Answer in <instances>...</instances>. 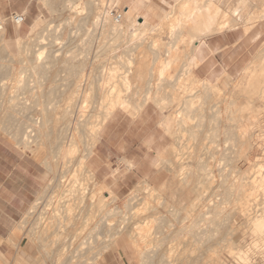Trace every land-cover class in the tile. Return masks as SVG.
I'll list each match as a JSON object with an SVG mask.
<instances>
[{"label": "rangeland", "instance_id": "1", "mask_svg": "<svg viewBox=\"0 0 264 264\" xmlns=\"http://www.w3.org/2000/svg\"><path fill=\"white\" fill-rule=\"evenodd\" d=\"M136 1L137 0H119V2L116 5V1L104 0L103 3H105V6L102 7L101 2H99V0H35L32 8H31V11H29V13L25 14V21L21 26H19V28H16V26H14L10 23L6 24V26H8L7 28H9V29L6 30L5 42H7L9 50L4 51L2 49L3 42L0 41V77H1L0 78V119L3 121L5 119H12L13 121L15 120L14 121L15 124L11 120V122L15 125V126H12V124H11V126L16 127L18 131L16 130L17 133L14 132L16 136L15 135L12 136L13 134L8 135L5 132L0 130V136L2 138H4L5 140H7L9 143H11L13 146H15L19 151H21L22 153L27 154L31 158H33L41 166V174H42L41 189H40L35 201L32 203V205L29 207V209L26 211V213L19 220V222L17 224V228L13 232V235H15V237H16V239H14L12 241H13V244L15 245V247L17 248V256H16L17 264H25V262L19 256V255H23L24 253H26L27 258L30 256L29 260L31 262L29 263V261H28V264H81L82 262L84 263V260L86 262L89 258H91V255L93 257V255L96 254L100 250L102 252V256H105L106 254H109V253L115 255L117 257V261H119L120 264L121 263L122 264L123 263H125V264H139L140 262L138 260V256H139L138 252H140V251L145 252L141 255V256H143L145 254L143 256L144 260L146 261V262H144V264L145 263L146 264H158L157 259H151L152 254L154 256V253H152L151 250L146 251L148 249V247H149V249H151L150 245H153L154 246L153 249H155V247L157 246V237L159 239H161V238L164 239V241L161 242L163 244L164 248H167V249L173 248L172 252H174V253H173L172 258H173L174 263H172V264H181V263L182 264H189L191 262L196 263V262H199V261H195V260H197L198 257L200 258V259L198 258V260H200V262L198 264H204V263L205 264H212L214 262L210 263L211 261H208V260L210 259V257L213 254H214L213 255V258H214V256L216 255V252H217L218 258H214V259H217V260L219 259L218 262L219 261L221 262V263L219 262V264H242L238 260V258L235 257L236 255L234 256V255L229 253L230 250H232V249L234 250L235 248L236 249L242 248L240 250H244L246 252V255L248 256L247 259L248 260L250 259L249 261H251V263L263 264V257H262L261 253L263 252L264 246L261 247L262 249H260V250H262V252L260 250H256L253 247V244H252L253 238H252L251 230H249L248 223H246V221H245V219H246L245 214H243V212L241 211L242 209L240 208V206H238L240 200H243V198L245 199L248 197H245L246 193L242 194V193H244V191H241V193H240V192H237V190H236L235 193H230L229 192V185L231 184V182L233 180H234L233 181L234 183H237L235 185H239L240 182H242L241 181L243 178L242 175H244V174H245V176H244L245 179L243 178L244 182H242V185L248 179L249 175L251 176L252 173L254 175L258 174L256 171H259L258 170L259 167H254V165L259 164L258 166H262V167L264 165V152H263L264 151V149H263L264 148V139L261 141V145L259 147H258V145L253 146V148L249 146L250 147L249 150L247 148L248 145L246 143H244L246 146L244 144H243L244 147H243V145L241 146V148H243V149L240 148L241 144H238L237 145V151L238 152L233 147L230 149L232 142L228 141V143H230L229 145L227 143H226V145L219 143L220 146H223V148H226V147H224V145L225 146L228 145L227 148L230 151L228 150L227 152L226 151L225 152L229 156L232 155V153H233L234 156H237V158L234 156L233 157L230 156L232 161L228 162L229 164L224 160L226 162V164H228L227 166H226L225 162H224V164H221L222 161L221 162L220 161L215 162L214 163L215 168L212 166L214 168V171L216 168H218L217 170H223V171H217L216 170L214 172V174H215V175L213 174L214 179L210 185H208L206 180L203 177H201L202 168H203L202 164H200L196 168L195 162L193 160H191V162L193 161L192 162L193 164L189 163L191 167L188 166L187 164H186L187 166L185 165L186 162L190 161L189 159L187 160V157L185 156L190 151L188 152L189 149L185 148L187 150H185V149L184 150L187 151L188 153L185 152L183 150V148L185 147V144L183 143L184 146L183 145L181 146L180 145L181 142L179 141L178 142L179 146L181 148L183 147L182 149L180 147L179 148L187 154L184 153L185 155L183 157H186V159H184V161L180 160L181 161V165H180L181 167L178 166V168L175 169L173 172V171L169 170V168L171 169L170 165H173V163L171 164V162H174V161L177 162L176 161L177 157L175 159V156H173L174 154H172L170 148L174 146L175 141H177V140L174 141V138H172L171 135H169L165 130H163L164 128L159 123L161 122V120L165 116L171 115L176 110L175 104H172V106H169V107L167 106L166 109H163V110L157 108L158 106H156V104H154L153 102H149L145 105V106H150V107L154 108L155 110H157V118L159 121L158 122V128H159L158 135H160V137H162L161 138L162 140H161V142L158 146V149H157V153L155 154V159L153 161L154 162L153 173L151 175L134 176V175L130 174L129 172L132 171L133 167L131 168L128 163L127 164L125 163L126 167H122V168H119L118 166L112 167L111 165H109L103 170L104 174H107V176H108V181L99 182L95 178V174L93 173V171L91 170V168L88 165L89 158H88V160L85 161L86 162L85 166L87 165L90 172L88 174H82V179L86 180L87 183L86 182H83V183L87 184L88 190L89 189L91 190L93 187L94 188L100 187L101 183L102 184L104 183L110 189V191L112 192V195H113V197H112L113 201L111 202L112 205L110 204V210L113 213L114 212L115 213L113 214L111 212L112 213L111 217L108 219L109 225H107V227L105 226L107 229L105 228L102 230V227L100 228L102 230L101 232H102L103 236L99 231L100 229H98L99 226L97 227L96 225L94 226L93 224H90V226L92 227L91 228L89 225L87 226L85 224H81L82 220H81L80 215H79L80 207H78V206L75 207V205L73 207H71V211L69 210V212H68V214H70L69 217H71V223L72 224L69 223L70 220H68L69 221L68 224H65V222H67V221H65V222L62 221V226H61V228L59 227V230H60L59 232H57V230H55V229H58V226L53 227L54 234L56 232L59 233V235H60L59 238H57L59 236L57 233H56L57 235L56 234L53 235V236H57V237H53L51 235L52 237L50 236V238H46L44 240L43 239L37 240L38 238L36 239V238H33V236H32L33 235L32 234L33 229H35L33 233L37 237L38 236L37 232L49 225V221H51V220L48 221L47 217L54 214V213H52L53 212L52 209H56V208L58 209L59 208V207H57V204H56L57 196H58L57 193L61 194V192H63L62 190L65 189L64 185L65 186L69 185L68 184L69 179H71L72 174L71 175L69 174L68 176L66 174L65 175L66 177L64 179L60 178L62 176V173H60V172H63L62 170L65 169V167H61V163L59 162L60 160H57L58 162H56V163L54 162L55 165L53 167H56V168H53V169H51L47 164V163H49V161H51L50 160L51 159L50 154H52V152H54L53 151L54 149L56 150V148L58 146H60V143L63 139V133H64L65 126H67L69 124V120L72 119L71 116L73 115V117H74L75 116L74 114L76 113V111L78 112V108L82 105V101L84 100L83 98L85 96H87V97H85V99L87 100L86 102H88V103H86V107H87L88 111H87V113H84V115L90 116V114H91V116L89 117L90 118L89 121H92V122L96 121V119H99L98 117L101 114L102 108H101L100 103H99L100 105H98L97 101L94 102V99L96 100L99 98V95L96 96V93H99L102 88L100 89V87H98L96 85L98 83L99 84H101L102 82L104 83V79L107 78L106 77L107 74L111 72V69H113L115 72L114 73L115 79L113 78V80H111V81L115 80L114 82H116V83H115V85L113 83V85L116 88H118L119 82L121 81L120 77L122 75H123V77H124V75L126 76V74H128L131 71V69L128 68V66L126 65V62H124V61L126 60V58H133L137 52L136 50H134L132 48L131 45L128 44L129 38H127V36H125L124 38L123 37L121 38V36L117 37V38L112 37L111 39H114L112 41L110 39L111 36H109V37L104 36V35L99 36V32H100L99 29H97V28L95 29V27L92 24V18L93 17L91 15V13H92V9L94 7L93 4H97L96 6L99 9H102V8L106 9L108 12H110L111 17H114L116 14L122 15V13H123L122 11L126 7H129L130 4H132ZM175 1L176 0H147L146 2L148 4L146 2H144V3L141 2L140 6L136 10V12H137L138 16L145 17L147 19L148 24H150L151 26H156L160 22V20L158 18L160 15V12H159L160 8H167L168 5H173L175 3ZM211 1H215V0H211ZM218 1H219V3H218ZM137 2H140V0H138ZM215 2L218 6L220 5V8H222L223 11L228 12V14L230 16L233 9H235L238 0H216ZM215 2H213V3H215ZM251 2H252V5L247 6L246 9H244V11L239 13L238 20L233 18L235 20V25L233 27L227 29V30L240 29L244 32V28L253 22L252 18L261 9H263L264 0H251ZM71 5H73L72 8H70ZM257 10H259V11H257ZM0 17L3 20L5 18L2 16H0ZM249 17L251 18L250 24H249ZM37 18H43V20L45 22V24L43 25V27L41 29L43 32L41 34L37 35V37L35 36V37H31L28 39L26 36V33H27L30 25ZM245 21H247V22H245ZM165 22H167V21H165ZM6 26H5V28H6ZM162 27H161V29L159 28L153 33L154 38L151 37L149 35V33L148 34L144 33L145 34L144 35L145 36L144 42L146 43L144 48L148 51V53H149V51L153 52V54L151 52L148 54V57L150 59L149 64L146 66H143L141 69L142 78H143V81H145V82L150 79L149 74L153 72V80L152 79L151 80L156 83L154 78H155V75L157 72L156 67L159 66L158 65L159 63L157 64V62L161 61L162 59L164 60V58H166V57H164V52H166L167 49H171L170 48L171 43L172 42L175 43V41H176L175 36L172 38L173 40L170 39L171 37H169V34L167 33L168 32L167 27L166 26L164 27V25ZM251 29H254L252 35L255 36L256 34H259L260 38L258 39V41L254 45L253 49L251 50L252 52H251L250 58H249L248 62L245 64V67L250 64V62L256 57L259 50L262 48V44L264 43V21L256 22L255 25ZM93 31L96 33L95 35H93L94 34ZM7 32H8V35L10 32V37L7 36ZM16 36H20L22 38L24 37L23 38L24 40H22V44H20V46H17V44L15 43V37ZM51 36L53 38H51ZM102 37H105V38H102ZM42 39H43V41H42ZM51 39H54L55 41L53 40L54 41L53 42V41H51ZM82 39L83 40L87 39L88 42L84 40L83 44H82L81 43ZM108 39H110V40H108ZM151 39L156 40L157 43H155V44L156 45L158 44V46H162V44H163L162 48L161 47L156 48V46H155V48L157 50L155 48H153V49H155V51L157 53L154 50L152 51V49L148 46V43L153 41ZM117 40L120 41L121 43L118 42ZM99 41H101L103 43V45ZM109 42L110 43L114 42V44L110 47H107V46L104 47V44L109 43ZM84 43H86L87 45H85ZM50 44H52V45H50ZM176 44H174L175 47H176ZM124 45L126 47H124ZM164 45H165V47H164ZM178 46L180 47L181 45L177 44L176 49L179 48ZM3 48H4V46H3ZM104 48L106 49V52H104V50H105ZM141 48L139 47L138 50H141ZM185 48H186L185 49L186 52H189V48L188 47H185ZM84 49H86V50H84ZM115 50H118V51L116 52ZM20 51H22V52L20 53ZM36 51L37 52L39 51V53H41L42 59L44 58L43 59L44 62H41L40 63L41 65H39V67H38V70H37L38 75L33 74L31 72V69H30V66H31L30 62L32 61L33 58H35L34 56H35ZM85 51H87V53ZM89 51H90V53H89ZM107 51H111V52H107ZM170 51H172V49ZM81 52H82V54H81ZM86 54H88V55L86 56ZM97 54L99 57L97 56ZM75 55L76 56L82 55V56L81 57L78 56L79 58H77V57H75ZM111 55H113V56H111ZM109 56L115 57V59L113 58V60H112ZM72 57H74V59L76 58L75 61L73 60ZM107 57H109L110 60H107ZM121 57H124L125 60H123ZM84 58L87 59V61L84 62ZM120 58L122 61L119 60ZM154 58H156L158 61L156 60V62L155 61L151 62V59L155 60ZM77 59H79V60H77ZM81 59L83 60V64L85 63L84 66L82 67V68H84L83 73L85 74V77H87L88 74H90L91 77H89V80L86 78V80H84L82 82L80 89L78 88V90H77L76 86L73 84V78H72V76L69 75V72H70V69H72L71 66H73V65H75V67H76V69H75L76 72H78L77 69H79V71H80V68L78 66L82 65V64H79V63H82ZM117 60H119V61H117ZM68 61H70V63ZM90 61H91V63H90ZM102 61H103V63H102ZM40 66H42L44 68H42V67L40 68ZM177 69L179 70L178 72L176 71ZM174 70L177 72L176 74H174L175 73V72H173ZM183 71L188 73L185 70L183 63H180V65L175 66V69L171 70L170 72L168 71V74L164 75V79L163 78L162 79L169 82L168 79H170V81H171V77H173L172 82H176L175 80H177L178 82L180 81V83H181L182 81L186 82L187 79H190V81H191L192 80L191 78L195 77L194 74L192 73V70L190 71V74H187V75H190V77H188V78H187L186 73ZM8 72H9V74L7 75L6 73H8ZM154 72H155V74H154ZM169 74H171V75H169ZM173 74L175 75V77ZM241 74L242 73L237 75L235 78H229L227 76L222 77V78L218 79V83H216L217 80H215L214 82H211V81L210 82L212 84H214V83L217 84V86L221 88L222 83L224 81H228L231 83L237 82L240 79V77L242 76ZM184 75H186L185 76L186 81L184 79ZM165 76H167V77L165 78ZM169 76H170V78H168ZM178 77H179V79H177ZM100 78H101V80H100ZM102 79H103V81H102ZM116 80L118 81V85H117ZM108 81H109V79H108ZM152 81H151V83H152ZM35 82L38 84V86H35L36 90L33 91L34 86L32 87V85H37ZM84 82L86 84H84ZM96 82H98V83L96 84ZM154 82L152 84H154ZM93 84H96V85H93ZM71 86L72 87L74 86V88L77 90V92L74 88L72 89ZM83 86H85V87L83 88ZM87 86L88 87L90 86L91 88L90 87L88 88ZM93 88L99 89V90H97V92L95 93L96 90L94 91ZM70 89L72 91H70ZM35 91L37 94L34 93ZM74 91L76 92V94ZM230 91H232V89H230ZM70 92H72V94ZM73 92H74V94H73ZM81 93H84V94L81 95ZM33 94H35V95H33ZM90 95H93V96H90ZM81 96H82V99H80ZM89 97L90 98L92 97V98L90 99ZM237 98L238 99L241 98V99H239V100L236 99L237 100L236 103H238L239 105L244 103V100H243V99H245L244 95H240V97L238 96ZM212 99H216L215 96ZM90 100L91 101L93 100V103H91ZM256 103H258L256 105H262L261 102L260 103L256 102ZM69 105H71L72 107ZM93 105L97 106L98 108L95 107L97 109L93 110L92 109V108H94ZM88 108H90V109H88ZM31 109H32V111H31ZM131 110H133V109H131V108H129V109L127 108L125 110L124 109H116L115 112L118 111V112H122L126 115H129L130 117H136L138 115V113H136L133 110L135 112L133 114V111H131ZM66 111H67L68 115L70 113H72L69 115L70 117H68V115L66 116V114H67V113L65 114ZM115 112H113V113H115ZM183 112H185L184 114L187 113V115L189 117L193 111L192 112L183 111ZM195 113L198 115V113L194 111L193 112L194 115L192 114L193 115L192 117L194 119H191L192 117L190 116L191 118L189 119V122H187V124H184V125L186 126V125L192 124V125H190L191 127L195 126L194 129L196 130V133L200 132V134L199 133H197L198 135L196 134L198 136L199 140L198 141L197 140H195V141L190 140L186 143L185 140H183V139L187 138L188 134L186 135V133L184 132L185 134L183 135L184 137L182 136L183 137L182 142H185L187 146L191 144L190 146H188V147H190V149H192L191 146H194V148L197 146L196 148H198V150H199L198 154L200 155L201 158L204 159V157H206L205 154L207 152V149L209 147L214 148V146L218 142H223L222 140L224 137H223V135L220 136V138H219V136H218V138L214 136V133H215L214 128L215 127L213 128V126H214L213 123L216 125L218 123L217 120H213V123H211L210 121H212V120H210L209 118L203 117V119H201ZM64 114H65V116H64ZM263 115H264L263 112H261V114L257 117V119L260 118L258 122L260 123L259 125H262V127L261 126L255 127V128H252L250 130L251 135L253 133V136H252L253 138H251V141H253V142L256 140V138L254 136L257 134L256 129L264 131V118H262ZM173 116H174V118H176L175 117L176 114H174ZM76 117H75V119H76ZM200 117H201V115H200ZM26 118H27V120H24ZM35 119H37L38 121L40 120V122H41V119H42V121L45 120L46 125L44 126V131L40 135V137H39V135H34V139H35L34 141L35 142L31 141V143L27 144L26 146H23L24 143L22 144V142H24V141H22V136L24 137V135L22 132H23L24 128L26 127V125H28L29 122H31ZM6 121L7 120H5V122H4L5 125L7 124ZM261 121H263V122H261ZM180 124L181 125L175 123V125L173 126V130L175 132L178 131V130H176L177 126H181V127L183 126L182 123H180ZM211 124H212V126H211ZM2 126H4V125L2 124ZM186 127L184 129H183V127L182 128L179 127L180 129L178 128L181 135H182L181 131L183 132L185 129L187 130V128L188 129L191 128V127H187V128ZM253 129H255L256 131L254 130V132H253L252 131ZM6 131H8V130H6ZM260 138L262 139V137H260ZM30 140L31 139H29V141ZM214 141H216V143L214 146H212ZM256 147H257V149H256ZM37 148L42 150L41 154H39V155L35 151ZM232 149L235 150V152ZM49 152H50V154H49ZM223 152H224V150H223ZM228 152H230V154ZM46 153L49 154V157H48V154H46ZM73 154H74V157L72 156ZM170 154H172V155H170ZM207 154H208V152H207ZM75 155L77 157V153L75 154L72 152L70 154V157H72L70 160L73 161V158H76ZM168 155H170L169 156L170 158L169 159L167 158L168 160H166V156H168ZM229 156L226 158L230 159ZM159 158L165 159V160H160ZM173 158H174V160H173ZM170 159H171V162H170L169 167H168V163H166L165 161H170ZM238 159H239V161H238ZM162 162H164L165 164ZM159 163L160 164L162 163V165H163L161 168H160L161 165ZM230 163H231V166H230ZM174 164H176V163H174ZM220 164H221V166H220ZM234 164H235V166H234ZM71 165L72 164L67 163L66 166H70V168H71ZM156 165H160V166L157 167ZM164 165L167 167H164ZM252 165H253L254 169H252L253 168ZM182 166H183V168H182ZM47 167H48V169H47ZM73 167H74V170L77 169V165L73 166ZM184 167H186V168L184 169ZM220 167H221V169H220ZM172 168H173V166H172ZM187 168L189 170V173H190V171L191 172L193 171V172H195V174L194 175L186 174V176L188 175V177L183 176L182 174L185 175V173H187V171L184 172L185 170H187ZM232 168H234V169H232ZM177 170H179V171H177ZM232 170H234L235 172H233ZM181 171H183L184 173H182ZM124 172H126V176L124 177V179L122 181L119 180V182L116 181L117 179L120 178L119 176ZM193 172H192V174H193ZM220 172H222L221 175L222 176L224 175L223 176L224 178L222 176H219L220 174H218V173H220ZM231 172H233V173H231ZM174 174L175 175L179 174V176L177 177V175L175 176ZM233 174H234V176H233ZM246 174H248V175H246ZM83 175H85V176L83 177ZM235 175L238 177H236ZM91 176H93V177H91ZM107 176L103 177V179H106ZM191 176H192V178H191ZM184 177L186 178V180L183 183V182H181V180ZM225 177H226V179H225ZM178 178H180V180ZM188 178H191L190 179L191 181L188 180ZM239 178H241V179L239 180ZM184 179L182 181H184ZM187 180L189 183H186ZM247 181H249V179ZM247 181H246V183H247ZM185 183L188 185H190V184L191 185L189 187H186L184 185ZM52 184H53V186H52ZM141 184H143V185H141ZM161 184H162V186H164V188H162ZM134 185H135V187L139 186L140 190L142 188L143 189L141 191H138V192H133V190L135 189ZM160 186L162 189L160 188ZM182 186H185V188H183ZM187 188H188V190H187ZM197 188L199 190L200 189L202 190V192H200V193H203V192L205 193V195H206L205 198L202 197V196H205L204 194L203 195L199 194L202 196L197 197L198 194H196V193L199 192L197 190ZM245 188L247 189V187H245ZM131 190L133 193H136V194H133L131 192ZM158 190H160V191H158ZM178 190H180L181 192ZM196 190H197V192H196ZM227 192H229V195L231 194V195H235V196L230 195L231 196L230 197ZM256 193H254V194H256ZM257 194H256L257 198H256V195H254V196L252 195L257 201L249 196L250 197L249 201H251L253 199L251 202H249L250 204H252V206L255 204L254 203L255 201L257 203L259 201V203H258V206H259V204H261L260 200H262V198H264L261 193L258 192ZM136 196H138V197L136 198ZM195 197L198 199L194 200L195 202H193L192 198L194 199ZM239 197H240V199H239ZM131 198H134L133 201H131L132 200ZM139 198H142V199L138 200ZM203 198H204V200H203ZM146 199H147L148 203L146 202ZM189 199H190V201L192 200V202L195 204V206H193L194 204L192 203L191 204L192 206L187 207L188 209L191 207V209L189 211L187 208L184 207L186 209V212H185V211H183L184 208L182 207V205L185 203H187L186 204L187 206L190 205ZM201 199H202V201H201ZM207 200H209V202ZM235 200H236V203H235ZM164 201L168 204V205L165 204L166 207L161 206V203H164ZM214 202H215V204H214ZM237 202H238V204H237ZM54 203H55V205H54ZM135 203H136V206L138 205L137 207L135 206ZM212 203H213V205H212ZM216 203L219 205H217ZM49 204H51V205H49ZM147 204H149L150 206ZM197 204L199 205L198 207H196ZM173 205H175V206H173ZM178 205H179V207H178ZM210 205H212V206L215 205L214 209H210L209 207L213 208ZM216 205H217V207L218 206H220V207L215 208ZM263 205H264V199L262 200V206ZM180 206L182 209H180ZM183 206H185V205H183ZM201 206H202V208H201ZM262 206H260V207H262ZM134 207H136V208H134ZM171 207H172V209H171ZM260 207L256 206V209H258ZM176 208H178L179 210ZM235 208H238V209H235ZM57 209L54 210V212H55L54 216L58 215L59 213H63V215H64V209L61 208L62 209L61 210L59 208V210H61V211H59ZM209 209H210V211H209ZM216 209H218V212H220V211H222V209H224L222 214L220 215L221 218H223V219H221L220 217H219L220 218L219 219L216 217V215L213 214ZM235 210H236V212H235ZM193 211H195V212H193ZM237 211H238V213H237ZM167 212H168V215L164 214ZM189 212H190V215L192 212L194 214L192 213V215L190 216ZM198 212L200 214H198ZM137 213H138V215H137ZM185 213H188V214H185ZM205 213H207L206 216H205ZM73 214H74V216H73ZM226 214H229V217L232 220V222L234 221L233 225L235 228L232 227L233 226L232 224H231L232 226L231 225L229 226L230 228L232 227L231 231L233 230V228L235 229L232 231V233L228 232L226 226H224V228L222 226L221 229H217L215 227H214L215 229L213 228V226H214L213 223L215 224V226H217L216 225L217 221H213L215 219H217L218 221L223 220V222L225 221V223H226V217H225ZM158 215L164 216L165 222L163 223L164 227L162 228V230L157 225V216ZM185 215H187L186 219L189 217L187 220L185 219ZM60 216H62V215H60ZM60 216H57V217H60ZM165 216H167L166 217L167 220L165 219ZM213 216L215 218H213ZM193 217H194V219H193ZM151 218L152 219L155 218V221H156V222H154L153 227L151 228L152 230H150L151 232L149 234L150 240L152 242L147 240L149 238L145 239L146 241L143 240L146 242V244H147V242L149 243V244H147V246H146V244H143L145 242H143V243L140 242L142 244V245L141 244L138 245L140 248V251H137V253H136L135 248H133V246L130 243L127 244L126 233H123L121 236L124 237V239H125V245L123 247L125 248L126 254L123 255L122 253H119V250H122V249L119 248V250L117 251L116 245L118 244V240H119V245H123L121 238H120L121 236H118V238L113 239V237H112L113 233H115L117 231V229H119L120 226L126 225L125 222L129 223V221L132 220L131 221L132 224L130 223L131 226L133 225V223L138 222L134 227H139L140 225H138V224H141L143 222V224L145 225V223H147ZM212 218H213V220H211ZM227 218H228V216H227ZM230 219L228 218L229 221H230ZM45 220H47V221H45ZM78 220H81V221H78ZM206 220H207V223L205 222ZM140 221H142V222H140ZM167 221H169V222H167ZM185 221L189 222V223L187 222L188 226L186 225ZM181 223L183 224L182 226H181ZM191 223L195 224V227H194V225H192L193 228H191ZM172 224H174V225H172ZM189 224H190V226H189ZM82 225L83 226L85 225L87 228L85 226L83 227ZM127 225H128V227H130L129 224H127ZM180 226H181V228L184 227L186 229L185 230L183 228L186 233L180 231V229H181ZM39 227L40 228L42 227V228L40 229ZM187 227H189V229L191 228L192 230L191 229L187 230ZM230 228H228V229H230ZM110 229H112V230H110ZM183 229H181V230H183ZM198 229L203 230L202 232H204V233H202L201 231L199 232ZM44 230H46V228H44ZM50 230L53 231L52 229H50ZM216 230H218V232ZM174 231L176 232V234ZM103 232H105V233H103ZM106 232L109 234H107ZM166 232L168 233V235ZM159 233H160V235H159ZM177 233H179V234L177 235ZM199 233H200V236L203 234V237H201L203 240L200 238ZM208 233H209V235H208ZM95 234L96 235L98 234L99 236L97 238H94L96 240L93 241L92 237H94ZM194 234H196V236H194ZM227 234H228V236H226ZM229 234H231L233 236H231ZM110 235L112 237L111 239H110ZM224 235L227 238L224 237ZM234 235H235L236 241L234 240ZM169 236H171V237L169 238ZM176 236H178L177 239H176ZM187 236H189V237H187ZM191 236H194V238L195 237L196 238L193 239V237H191ZM230 236L233 237V238H229V239H231V241L228 240V237H230ZM188 238H190L191 240ZM207 238H209V239H207ZM104 239L107 241L105 242ZM196 239L198 240L197 243H196V241H197ZM183 240H184V242H183ZM101 241H102V244H101ZM113 241H114V243H113ZM95 242H96V244H95ZM103 242H104V244H103ZM166 242H167V244H166ZM178 242H179V245L177 244ZM181 242L183 244L185 243V245H183ZM202 242H203V244H202ZM228 242H230V243H228ZM69 243H71V245L72 244L73 245L71 246ZM84 243H86V244H84ZM87 243L90 244V249L93 247L92 248L93 250L92 249L91 250L85 249V248L89 247V245ZM99 243L102 245V247H100L101 245ZM188 243H192V244L189 245ZM64 244H68L71 246V247L69 246L70 252L72 250H74L75 248L78 251L82 250V248H83V251H85V252L87 251V252H86V254H84L85 252L83 253V251H81L82 252V254H81L80 252H77L75 249L73 252L74 253L77 252L76 254H78V255H76L74 253L70 254L68 251L67 256L69 255V257H66L65 256L66 254L64 252H63L64 256L62 254L59 257L57 255V253L61 252V251H65L66 248L64 250L63 249L61 250V248H59V250H57V249H58V247H62V245H64ZM164 244H166V245H164ZM211 244H212V246H211ZM104 245H105L107 250L103 249V251H102V248H105V247H103ZM144 245L146 246L145 249L142 248V247H144ZM208 245H209V247H208ZM193 246H194V249H193ZM72 247H73V249H72ZM42 248L44 249L45 252L43 251ZM139 248H138V250H139ZM191 248L193 249L192 251H191ZM209 248H210L211 252L214 251L213 254L209 253V251H208ZM54 249H55V251H54ZM20 250L23 251L24 253L21 252ZM47 251H49V253ZM201 251L203 253H198ZM146 252H148V253L146 254ZM184 252H185V254L182 255ZM149 253L150 254L152 253L151 256L150 255L146 256ZM88 255H89V257H87ZM187 255H189V258ZM72 256H74V257H72ZM63 257H65L66 259ZM148 257H150V258L147 261V259H145V258H148ZM57 259L59 261H57ZM179 259H181V260H179ZM185 260H186V262H185ZM94 261L95 262H93V264H98L101 261V259L94 260Z\"/></svg>", "mask_w": 264, "mask_h": 264}, {"label": "bare ground", "instance_id": "2", "mask_svg": "<svg viewBox=\"0 0 264 264\" xmlns=\"http://www.w3.org/2000/svg\"><path fill=\"white\" fill-rule=\"evenodd\" d=\"M113 1H116V5H117V3L119 2V0H113ZM138 1V0H137ZM134 2V3H132V4H130V6L129 7H126L122 12V15H120L119 14V19H117V16L115 17H111V15H110V12H108L106 9H104V8H102V9H99L96 5L97 4H93L94 5V7H93V9H92V13H91V15H92V24H93V26L95 27V29L97 28V29H99V36H111L110 37V39L113 37V38H117V37H120L121 36V38L123 37H125V36H127V38H129L128 39V44L129 45H131L132 46V48L134 49V50H136L137 52H136V55H134V57L133 58H126V60L124 59V57H121L123 60H125L124 62H126V65L128 66V68L129 69H131V71L128 73V74H126V76L124 75V77H123V75L120 77L121 78V81L119 82V87L118 88H116L114 85H115V83L116 82H114V81H111V80H113V78H114V70L113 69H111V72L110 73H108L107 74V78L109 79V81H108V79L106 78V79H104V83L102 82H100L99 80V82L101 83V84H99L98 82H96V84H93V85H96V86H98V87H100V89H101V93L99 92V93H96L97 92V90H99V89H95V88H93V90L95 91V93H96V96L97 95H99V100L98 99H94V102L95 101H97V104L98 105H100L101 104V108H102V111H101V114L99 115V119H96V121H89V117L91 116V114H90V116H88L87 114V116H85L84 115V113H87V107H86V103H88V102H86L87 100L85 99V97H87V96H85L83 99V101H82V105L78 108V112L76 111V113L74 114L75 116L73 117V115L71 116L72 117V119L71 120H69V124L67 125V126H65V129H64V133H63V139H62V141H61V143H60V146H58L57 148H56V150L54 149L53 151L54 152H52V154H50V152H49V154H50V156H51V161H49V163H47L48 164V166L51 168V169H53V168H56V167H53L54 165H55V163L56 162H58L57 160H60L59 162L61 163V167H65V169H63L62 171L63 172H60V173H62V176L60 177V178H65L66 176V174H67V176L70 174H72L71 175V179H69V185H64V187H65V189L64 190H62L63 192H61V194H58L57 193V201H56V204H57V207H59L60 209L62 208V209H64V215H63V213H59L60 215H62V216H60L59 214L58 215H56V216H54L55 215V212H54V210H56V209H52V213H54V214H52V215H50L49 217H47V219H48V221L49 220H51V221H49V225L47 226V227H44V228H46V230H44V228L43 229H41L40 227V231H38L37 233H38V236L36 237V235L33 233L34 232V230L35 229H33V232H32V236H33V238H38L37 240H40V239H46V238H50V236L52 235H55L57 232H59L60 230H59V227L61 228V226H62V221L63 222H65V221H67V222H65V224H68V220H70V222L69 223H71V217H69L70 216V214H68V212H69V210L71 211V207H73L74 205H75V207L76 206H78V207H80V213H79V215H80V218H81V220H78V221H81V224H85V225H89L90 226V224H93L94 226L96 225L97 227L99 226V228L98 229H100L101 227H102V230L103 229H105L106 227H107V225H109V218L111 217V214L113 213L111 210H110V204H111V202L113 201L112 200V197H113V195H112V192L110 191V189L106 186V184H102L101 183V185H100V187H93L91 190L89 189L88 190V188H87V184H85V183H83V182H86V180H84V179H82V174H88L89 172H90V170H89V168L87 167V165L85 166V161L86 160H88V158H90V156L93 154V148L95 147V145L97 144V142H98V140H99V135H100V131H101V129L103 128V126H104V124H105V122L107 121V119L111 116V114L113 113V112H115V110L116 109H129V108H131V109H133L136 113H138L139 114V112L143 109V107L147 104V103H149V102H153L154 104H156V106H158L157 108H159V109H161V110H163V109H166V107L168 106H172V104H175V106H176V110L171 114V115H167V116H165L163 119H162V121L159 123L164 129L163 130H165L169 135H171V137L172 138H174V141L175 140H177V141H175V144H174V146L173 147H171L170 148V150H171V152H172V154H174L173 156H175V159H176V157H177V159H176V161L177 162H171V159H170V161H165L166 163H168V167H169V164H170V162H171V164L173 163V165H170L171 166V169L169 168V170H171V171H173L174 172V170L175 169H177L178 168V166H180L181 165V161L180 160H183L184 161V159H186V157H187V160L189 159L190 161L189 162H186L185 163V165L187 164L188 166H190V164L194 161L195 162V164H196V168L200 165V164H202L203 165V168H202V174H201V177H203L205 180H206V182H207V184L208 185H210L212 182H213V179H214V172L218 169V168H216L215 169V171H214V163L215 162H218V161H222V163L221 164H224V162L226 161L227 163L228 162H230V161H232L231 160V157H233L234 156V154L232 153V155H228L226 152L229 150L227 147H228V145L230 144V143H228V141L229 142H232V145H231V147H230V149L233 147L234 149H236V151H237V145L238 144H241L240 145V148H241V146L244 144V143H246L248 146H247V148H248V150H249V148L250 147H252L253 148V146H255V145H258V147L261 145V141L264 139L263 137H264V131L263 130H258V129H253L252 131L254 132V130L257 132V134L256 135H254L255 136V138H256V140L253 142V141H251V138H253L252 136H253V133H252V135H251V132H250V130L252 129V128H255V127H259V126H261L262 127V125H259L260 123L258 122L259 121V119H257V117L261 114V112H263V114H264V43L262 44V48L259 50V52H258V54L256 55V57L250 62V64L249 65H247L245 68H243V70H242V76L240 77V79L237 81V82H234V83H231V82H228V81H224L223 83H222V87L220 88V87H218L217 86V84H212L211 82H209V81H207V80H201V79H197V77H194V78H191L192 80L190 81V79H187V81H186V75L187 74H190V71L193 69V68H196V66L198 65V62H197V59L195 58V56H194V53H195V51H196V49H197V47H199L200 45V43L202 42V39H204V38H207L208 36H211V35H213V34H217V33H221V32H223V31H226L227 29H229V28H231V27H233L234 25H235V20L233 19V18H235L236 20H238V18H239V13L240 12H242V11H244V9H246V7L247 6H249V5H252V2H251V0H238V2H237V4H236V7H235V9H233V11L231 12V15L229 16V14H228V12H226V11H223L222 10V8H220V5L218 6L217 4H216V0L215 1H211V0H176L175 1V3L173 4V5H168V7L167 8H160V15H159V20H160V22H159V24H157L156 26H151L150 24H148V22H147V19L145 18V17H142V16H138V14H137V12H136V10L138 9V7L140 6V4H141V2L142 3H144V2H146L147 0H140V2ZM99 2H101V5H102V7L103 6H105V3H103L104 2V0H99ZM133 2V1H132ZM149 2V1H148ZM213 2H215V3H213ZM96 3V2H95ZM147 3V2H146ZM218 3H219V1H218ZM148 4V3H147ZM67 5V4H66ZM96 6V7H95ZM73 7V5H71L70 6V8H72ZM101 7V6H100ZM142 8V7H141ZM260 10V9H259ZM259 10H257V11H259ZM87 13V12H86ZM250 15V14H249ZM89 16V15H88ZM1 18V17H0ZM171 18V19H170ZM2 19V18H1ZM250 17H249V24H250ZM3 20V19H2ZM158 20V21H159ZM246 20V19H245ZM252 20H253V22L250 24V25H247V27H245L244 28V34L245 33H247L248 31H250V29L255 25V23L256 22H260V21H264V5H263V9H261L253 18H252ZM4 21V20H3ZM165 21H167V22H165ZM245 22H247V21H245ZM2 24H3V22H2ZM45 24V22H44V20H43V18H37L31 25H30V27H29V29H28V31H27V33H26V36H27V38L29 39V38H31V37H37V35H39V34H41L43 31L41 30L42 29V27H43V25ZM164 25V27L166 26L167 27V29H168V34H169V37H171L170 39H172L174 36H175V43H171V49H172V51H170L171 49H165L166 50V52H164V57H166V58H164V60L162 59L161 61H159V62H157V64L159 65L158 67H156V69H157V72H156V75H155V81H156V83L154 82V81H152L153 80V72L152 73H150L149 74V80L148 81H143V78H142V72H141V69H142V67L143 66H146V65H148L149 64V61H150V59H149V57H148V54L151 52V51H149V53H148V51L144 48V46H145V42H144V40H145V34L144 33H149V35L151 36V37H153L154 38V35H153V33L157 30V29H161V27ZM16 28H19V26H16ZM163 28V27H162ZM93 30V29H92ZM52 31V30H51ZM94 32V31H93ZM96 33L94 32V34L93 35H95ZM5 35H6V28H5V25L3 26H0V41L1 42H3V46H4V48H3V46H2V49L5 51H7V50H9V48H8V44H7V42H5ZM153 35V36H152ZM44 37V36H43ZM24 38V37H23ZM22 37H20V36H16L15 37V43L17 44V46H20V44H22V40H24ZM51 38H53L52 36H51ZM95 38V37H94ZM99 38V37H98ZM102 38H105V37H102ZM41 39V38H40ZM55 39V38H54ZM54 39H51V41H53ZM97 39V38H96ZM110 39H108V40H110ZM4 40V41H3ZM47 40V39H46ZM85 40V39H84ZM83 39H82V44H83V41H84ZM101 40V39H100ZM112 40H114V39H111V41ZM151 40H153V39H151ZM173 40V39H172ZM31 41V40H30ZM42 41H43V39H42ZM55 41V40H54ZM53 41V42H54ZM85 41H87V39L85 40ZM97 41V40H96ZM103 41V40H102ZM118 41V40H117ZM116 41V42H117ZM124 41V40H123ZM88 42V41H87ZM86 42V43H87ZM99 42H101V41H99ZM118 42H120V41H118ZM117 42V43H118ZM86 43H84L85 45H87ZM102 43V42H101ZM100 43V44H101ZM116 43V44H117ZM121 43V42H120ZM155 43H157V41L156 40H153V41H151V42H149L148 43V46L152 49V51L154 50L155 51V49L157 48V47H163V44H162V46H158V44L156 45ZM180 44L181 46L178 48V49H176V47H177V44ZM89 44V43H88ZM114 44V42L113 43H105L104 44V47H110V46H112ZM123 44V43H122ZM127 44V45H128ZM174 44H176V47H175V45ZM50 45H52V44H50ZM102 45H103V43H102ZM40 46V45H39ZM155 46H156V48H155ZM169 46V45H168ZM115 47V46H114ZM124 47H126L125 45H124ZM141 48V50H138V48ZM164 47H165V45H164ZM185 47H188L189 48V52H186V48ZM40 48V47H39ZM153 48H155V49H153ZM169 48V47H168ZM174 48V49H173ZM82 49V48H81ZM105 49V48H104ZM118 49V48H117ZM127 49V48H126ZM145 49V50H144ZM150 49V50H151ZM84 50H86V49H84ZM88 50V49H87ZM112 50V49H111ZM157 50V49H156ZM79 51V50H78ZM82 51V50H81ZM116 52L118 51V50H115ZM22 51H20V53H21ZM86 53H87V51H85ZM104 52H106V49L104 50ZM107 52H111V51H107ZM123 52V51H122ZM133 52V51H132ZM156 52V51H155ZM66 53V52H65ZM80 53V52H79ZM78 53V54H79ZM89 53H90V51H89ZM88 53V54H89ZM113 53V52H112ZM111 53V54H112ZM152 54H153V52H151ZM157 53V52H156ZM67 54V53H66ZM81 54H82V52H81ZM88 54H86V56L88 55ZM109 54V53H108ZM114 54V53H113ZM123 54V53H122ZM133 54V53H132ZM163 54V53H162ZM124 55V54H123ZM55 56V55H54ZM74 56V55H73ZM78 56H82V55H78ZM78 56H76L75 55V57H77V58H79ZM97 56H98V54H97ZM96 56V57H97ZM111 56H113V55H111ZM35 58H33L32 59V61L30 62L31 63V66H30V69H31V72L33 73V74H37L38 75V73H37V70H38V67H39V65H41L40 63L41 62H44L43 61V59H42V57H41V53H39V51L37 52L36 51V53H35V56H34ZM99 57V56H98ZM110 57V56H109ZM107 57V60H110V58L113 60V58L115 59V57ZM157 57V56H156ZM71 58V57H70ZM73 58V60L75 61V59H74V57H72ZM86 58V57H85ZM84 58V62L85 61H87V59H85ZM121 58L119 59V60H121ZM155 60H153V59H151V62L152 61H155L156 62V58H154ZM42 60V61H41ZM72 60V59H71ZM77 60H79V59H77ZM82 60V59H81ZM94 60V59H93ZM92 60V61H93ZM119 60H117V61H119ZM122 61V60H121ZM158 61V60H157ZM69 63H70V61H68ZM73 62V61H72ZM77 62V61H76ZM81 62V61H80ZM101 62V61H100ZM150 62V63H151ZM87 63V62H86ZM90 63H91V61H90ZM96 63V62H95ZM102 63H103V61H102ZM117 63V62H116ZM119 63V62H118ZM154 63V62H153ZM180 63H183V66L185 67V70L188 72V73H186L185 71H183V72H185L186 73V75H184V79H185V81L186 82H184V81H182L181 83H180V81L178 82L177 80H175L176 82H172V78L173 77H171V81H170V79H168L169 80V82H167L166 80H163L164 79V75H166V74H168V71L170 72L171 70H173V69H175V66H177V65H180ZM79 64H82V65H80V66H78L79 68H80V71H79V69H77L78 70V72H76L75 71V69H76V67H75V65H73V66H71L70 64V66H71V68L72 69H70V72H69V75L70 76H72V78H73V84L76 86V88H77V90H78V88L80 89V86H81V84H82V82L84 81V80H86V78L89 80V77H91L90 76V74H88V76L87 77H85V74L83 73L84 71H83V69L84 68H82L83 66H84V64H83V60H82V63H79ZM78 64V65H79ZM99 65V64H98ZM86 66V65H85ZM89 66V65H88ZM42 66H40V68H41ZM98 67V66H97ZM42 68H44V67H42ZM95 68V67H94ZM178 68V67H177ZM179 69V68H178ZM176 70L177 72L179 71V70ZM175 70L173 71V72H175L174 74H176L177 72H176ZM193 72V71H192ZM91 73V72H90ZM7 75L9 74V72L8 73H6ZM154 74H155V72H154ZM173 74V75H174ZM169 75H171V74H169ZM179 75V74H178ZM177 75V76H178ZM182 75V74H181ZM180 75V76H181ZM193 75V74H192ZM123 77V78H122ZM167 76H165V78H166ZM174 77H175V75H174ZM188 77H190V75H187V78ZM222 77V76H221ZM1 78V77H0ZM102 78V77H101ZM101 78H100V80H101ZM163 78V79H162ZM168 78H170V76L168 77ZM115 79V78H114ZM152 79V80H151ZM177 79H179V77L177 78ZM107 80V81H106ZM163 80V81H162ZM97 81V80H96ZM102 81H103V79H102ZM117 81V80H116ZM151 81H152V83L154 82V84H152L151 83ZM166 81V82H165ZM86 82V81H85ZM84 82V84H86ZM36 83V82H35ZM34 83V84H35ZM113 83H114V85H113ZM216 83H218V80H217V82ZM37 84V83H36ZM92 85V86H93ZM117 85H118V81H117ZM34 86V88H33V91L34 90H36L35 89V86H38V84L37 85H32V87ZM177 86V87H176ZM220 86V85H219ZM85 86H83V88H84ZM88 87V86H87ZM86 87V88H87ZM90 87V86H89ZM88 87V88H89ZM71 88L73 89L74 88V86L72 87L71 86ZM91 88V87H90ZM75 89V88H74ZM230 89H232V91H230ZM76 90V89H75ZM77 90H76V92H77ZM87 90V89H86ZM92 90V91H93ZM38 91V90H37ZM70 91H72L71 89H70ZM81 91V90H80ZM83 91V90H82ZM75 92V91H74ZM74 92H73V94H74ZM76 92H75V94H76ZM85 92V91H84ZM222 92V93H221ZM35 94H37L36 93V91L34 92ZM71 94H72V92H70ZM35 94H33V95H35ZM79 94V93H78ZM82 94H84V93H81V95ZM129 95V96H128ZM234 95V96H233ZM240 95H244V97H245V99H243L244 100V103H242V104H238V103H236V99H238L237 97L239 96L240 97ZM90 96H93V95H90ZM214 96H215V98L216 99H212V98H214ZM40 97V96H39ZM90 98V97H89ZM92 98V97H91ZM90 98V99H91ZM243 98V97H242ZM39 99V98H38ZM80 99H82V96L80 97ZM239 99H241V98H239ZM238 99V100H239ZM80 101V100H79ZM91 101V100H90ZM256 102H261L262 103V105H256V104H258V103H256ZM91 103H93V100L91 101ZM100 103V104H99ZM23 105V104H22ZM89 105V104H88ZM92 105V104H91ZM96 105V104H95ZM69 106H71V105H69ZM78 106V105H77ZM94 106V105H93ZM22 107V106H21ZM25 107V106H24ZM72 107V106H71ZM92 107V106H91ZM95 107H97V106H94V108H92L93 110L94 109H97V108H95ZM23 108V107H22ZM88 109H90V108H88ZM133 110H131V111H133ZM31 111H32V109H31ZM90 111V110H89ZM92 111V110H91ZM133 111V114L135 113ZM183 111H188V112H197L198 113V115L197 116H199V118H201V119H203V117H207V118H209L210 120H212V121H210L211 123H213V120H217L218 121V123L215 125L214 123H213V128H214V130H215V133H214V136L215 137H217L218 138V136H219V138H220V136H222L223 135V142H218L216 145H215V143H216V141H214V143H213V145L212 146H214V148L212 147V148H208L207 149V152H208V154H207V152H206V157H204V159L203 158H201L200 157V155L198 154L199 153V150H198V148H194V146H191V148L192 149H190V147H188V146H190V145H186V143L188 142V141H190V140H199L198 139V134L197 133H199L200 134V132H197L196 133V130L194 129L195 128V126H190V125H192V124H190V125H186L187 127H191V128H187L184 124H187V122H189V119L194 115L193 114V112H192V114L188 117V115H187V113L186 114H184L185 112H183ZM15 112V111H14ZM17 112V111H16ZM69 112V111H68ZM93 112V111H92ZM67 113V111L65 112V114ZM95 113V112H94ZM18 114V113H17ZM65 114H64V116H65ZM70 114H72V113H70ZM69 114V115H70ZM174 114H176V118H174ZM190 114V113H189ZM201 115V117H200V115ZM68 115V113L66 114V116ZM68 115V117H70ZM97 115V114H96ZM136 115V114H135ZM77 116V117H76ZM98 116V115H97ZM75 117H76V119H75ZM65 118V117H64ZM198 118V117H197ZM262 118H264V115L262 116ZM191 119H194L193 117L191 118ZM5 120H7L6 121V125L4 124V122H5ZM4 121L3 120H1L0 119V130L1 131H3V132H5L6 134H13L12 136H14L15 135V133L14 132H16L17 133V128L16 127H12V126H15L14 124V121L12 120V119H5ZM11 120L13 121V123L11 122ZM24 120H27V118L26 119H24ZM191 122V121H190ZM261 122H263V121H261ZM175 123L176 124H179V125H181L180 123H182V127H183V129L186 127L187 128V130L185 129L183 132L181 131V133H182V135L180 134V132H179V129L180 128H182L181 126H177V128H176V130H178L177 132H175L174 130H173V126L175 125ZM2 124L4 125V126H2ZM11 124H12V126H11ZM262 124V123H261ZM46 125V123H45V120L44 121H42V119H41V122H40V120L38 121L37 119H35V120H33V121H31V122H29V124L28 125H26V127L24 128V130H23V135H24V137L22 136V141H24V142H22V144H23V146H26L27 144H29V143H31V141H34L35 139H34V135H39V137H40V135L43 133V131H44V126ZM210 125V124H209ZM185 126V127H184ZM211 126H212V124H211ZM180 127V128H179ZM260 127V128H261ZM179 128V129H178ZM175 129V128H174ZM6 130H8V131H6ZM17 130V131H16ZM20 130V129H19ZM174 131V132H173ZM173 132V133H172ZM186 133V135L188 136L187 138H185V139H183V135ZM255 132V133H256ZM58 133V132H57ZM202 133V132H201ZM209 133V132H208ZM197 134V135H196ZM210 134V133H209ZM185 135V136H186ZM250 135V136H249ZM16 136V135H15ZM183 136V137H182ZM208 136V135H207ZM210 136V135H209ZM36 137V136H35ZM211 137V136H210ZM260 137H262V139L260 138ZM254 138V139H255ZM16 139V138H15ZM29 139H31L30 141H29ZM38 139V138H37ZM185 140V142H182L183 140ZM212 139V138H211ZM210 139V140H211ZM17 140V139H16ZM40 140V139H39ZM201 140V139H200ZM209 140V141H210ZM215 140V139H214ZM181 142L180 143V145L182 146H184V144H185V147L183 148V150L185 149V148H188L189 150H188V152L187 151H185V150H187V149H185L184 151L185 152H187V153H185V152H183V150H181L182 148L179 146V143L178 142ZM35 142V141H34ZM178 143V144H177ZM184 143V144H183ZM211 143V142H210ZM219 143H221V144H225L226 145V143L228 144L227 146H225L224 145V147H226V148H223V146H220V144ZM37 145V144H36ZM245 145V144H244ZM244 145H243V147H244ZM172 146V145H171ZM177 146V147H176ZM187 146V147H186ZM246 146V145H245ZM250 146V147H249ZM168 147V146H167ZM170 147V146H169ZM175 147V148H174ZM181 149H180V148ZM236 147V148H235ZM239 148V149H240ZM246 148V147H245ZM214 149V150H213ZM238 149V150H239ZM241 149H243V148H241ZM256 149H257V147H256ZM264 149V148H263ZM181 150V151H180ZM213 150V151H212ZM223 150H224V152H223ZM233 150V149H232ZM245 150V149H244ZM251 150V149H250ZM34 151V150H33ZM37 153H38V155L39 154H41V152H42V150H40L39 148H37L36 150H35ZM226 151V152H225ZM230 151V150H229ZM234 152H235V150H233ZM240 151V150H239ZM242 151V150H241ZM252 151V150H251ZM40 152V153H39ZM77 153V157H76V155H75V157L76 158H73V161L72 160H70L72 157H70V154L71 153ZM238 152V151H237ZM264 152V151H263ZM36 153V154H37ZM166 153V152H165ZM187 154V155H185V154ZM227 155H226V154ZM229 154H230V152H228ZM244 153V152H243ZM46 154H48V153H46ZM49 154H48V157H49ZM172 154H170V155H172ZM170 155H168V156H166V160H168L170 157ZM186 156V157H183V156ZM37 156V155H36ZM73 157H74V154L72 155ZM160 156V155H159ZM172 156V157H173ZM230 157V159L229 158H226V157ZM70 157V158H69ZM164 157V156H163ZM234 157H236L237 158V156H234ZM168 158V159H167ZM226 158V159H225ZM54 159V160H53ZM75 159V160H74ZM160 159V158H159ZM179 159V160H178ZM56 160V161H55ZM160 160H165V159H160ZM159 160V161H160ZM173 160H174V158H173ZM172 160V161H173ZM191 160H193L192 162H191ZM225 160V161H224ZM248 160V159H247ZM62 161V162H61ZM238 161H239V159H238ZM256 161V160H255ZM55 162V163H54ZM71 162V163H70ZM219 162V163H220ZM226 162H225V164H226ZM67 163L68 164H72L71 165V168H70V166H66L67 165ZM162 163H164V162H162ZM162 163L160 164V165H156L157 167L158 166H160V168L163 166L162 165ZM174 163H176V164H174ZM183 163V162H182ZM190 163V164H189ZM262 163V162H261ZM165 164V163H164ZM193 164V163H192ZM221 164H220V166H221ZM229 164V163H228ZM228 164H226V166L228 165ZM233 164V163H232ZM77 165V169L76 170H74V167L73 166H76ZM186 165V166H187ZM219 165V164H218ZM259 164H256V165H254V167H259L258 168V170L259 171H256L258 174L257 175H254L251 171V173L253 174H251V176L249 175V177H248V179H249V181H247V183H246V181H245V183L242 185V182H244L243 181V178H244V176H245V174L244 175H242L243 176V178H242V182H240V184L239 185H235V184H237V183H234L233 181L231 182V184L229 185V192L230 193H235V191L237 190V192H240L241 193V191H244V193H242V194H245L246 193V195H245V197H248V198H243V200H240V202H239V204H238V202H237V204H238V206H240V208L242 209L241 211L243 212V214H245V217H246V219H245V221H246V223H248V228H249V230H251V233H252V238H253V240H252V244H253V247L256 249V250H260V249H262L261 247H263L264 246V205L262 206V200L264 199V198H262V200H260L261 202V204H259V206H258V203H259V201H258V203L256 202L257 200L253 197L254 195H256L258 192L259 193H261L262 195H263V197H264V165H263V167L262 166H258ZM261 165V164H260ZM172 166H173V168H172ZM214 168H213V167ZM230 166H231V163H230ZM234 166H235V164H234ZM73 167V168H72ZM131 167V166H130ZM164 167H167V166H165L164 165ZM181 167V166H180ZM191 167V166H190ZM193 167V166H192ZM242 167V166H241ZM252 167H253V165H252ZM254 167L252 168V169H254ZM60 168V167H59ZM132 168V167H131ZM182 168H183V166H182ZM186 167H184V169H185ZM237 168V167H236ZM47 169H48V167H47ZM168 169V168H167ZM191 169V168H190ZM193 169V168H192ZM220 169H221V167H220ZM232 169H234V168H232ZM249 169V168H248ZM257 169V168H256ZM57 170V169H56ZM194 170V169H193ZM239 170V169H238ZM247 170V169H246ZM61 171V170H60ZM170 171V172H171ZM177 171H179V170H177ZM184 171V170H183ZM183 171H181L182 173H184V172H186L187 171V173H185V175L184 174H182L183 176H185V177H188V175H194L195 174V172H193V174H192V172L190 171V173H189V170H188V168H187V170H185L184 172ZM217 171H223V170H217ZM233 172H235L234 170H232ZM237 171V170H236ZM249 171V170H248ZM233 172H231V173H233ZM92 173V172H91ZM176 173V172H175ZM178 173V172H177ZM221 173L222 172H220V173H218V174H220L219 176H222L221 175ZM55 174V173H54ZM186 174H188L187 176H186ZM214 174V175H213ZM230 174V173H229ZM235 174V173H234ZM234 174H233V176H234ZM237 174V173H236ZM240 174V173H239ZM250 174V173H249ZM175 175V174H174ZM177 175V177L179 176V174H176ZM175 175V176H176ZM181 175V174H180ZM238 175V174H237ZM246 175H248V174H246ZM85 175H83V177H84ZM89 176V175H88ZM224 176V175H223ZM222 176V177H223ZM236 176V175H235ZM239 176V175H238ZM238 176H236V177H238ZM91 177H93V176H91ZM176 177V178H177ZM184 177V178H185ZM190 177V176H189ZM221 177V178H222ZM247 177V176H246ZM182 178V177H181ZM183 178V179H184ZM191 178H192V176H191ZM191 178H188V180H190ZM224 178V177H223ZM222 178V179H223ZM67 179V178H66ZM90 179V178H89ZM92 179V178H91ZM179 180H180V178H178ZM182 179V180H183ZM221 179V180H222ZM225 179H226V177H225ZM241 178H239V180H240ZM245 179V178H244ZM88 180V179H87ZM181 180V182H185V180H186V178L184 179V181H182ZM188 180L186 181V183H189L188 182ZM224 180V179H223ZM222 180V181H223ZM238 180V181H239ZM191 181V180H190ZM225 181V180H224ZM63 182V181H62ZM143 182V181H142ZM176 182V181H175ZM180 182V183H181ZM87 183V182H86ZM141 183V182H140ZM139 183V184H140ZM144 183V182H143ZM182 183V184H183ZM184 184L186 187H189L190 185H188V184ZM222 183V182H221ZM233 183V184H232ZM89 184V183H88ZM138 184V185H139ZM61 185V184H60ZM93 185V184H92ZM141 185H143V184H141ZM188 185V186H187ZM52 186H53V184H52ZM96 186V185H95ZM161 186H162V184H161ZM161 186H160V188H161ZM174 186V185H173ZM185 186H182L183 188H185ZM134 187H135V185H134ZM245 187H247V189L245 188ZM162 188H164V186H162ZM161 188V189H162ZM176 188V187H175ZM241 188V189H240ZM134 189V188H133ZM143 189V188H142ZM141 189V190H142ZM59 190V189H58ZM140 190V187L139 186H136L135 187V189L133 190V192H138V191H141ZM186 190V189H185ZM187 190H188V188H187ZM197 190L199 191L198 193H196V194H204L205 195V193L203 192V193H200V192H202V190L200 191L198 188H197ZM197 190H196V192H197ZM240 190V191H239ZM158 191H160V190H158ZM163 191V190H162ZM161 191V192H162ZM178 191H180V190H178ZM177 191V192H178ZM131 192H132V190H131ZM132 192V193H133ZM181 192V191H180ZM229 192H227L228 193V195H229ZM257 192V193H256ZM56 193V192H55ZM186 193V192H185ZM226 193V194H227ZM254 193H256V194H254ZM133 194H136V193H133ZM159 194V193H158ZM225 194V195H226ZM162 195V194H161ZM184 195V194H183ZM197 195V197H200V196H202V195H199L198 196ZM231 195V194H230ZM229 195V196H230ZM237 195V194H236ZM253 195V196H252ZM258 195V194H257ZM257 195H256V198H257ZM148 196V195H147ZM185 196V195H184ZM196 196V195H195ZM231 196H235V195H231ZM230 196V197H231ZM252 197L253 199H255L256 201L253 203L254 205L252 206V204H250L249 202H251V201H249L250 199V197ZM138 196H136V198H137ZM142 197V196H141ZM167 197V196H166ZM175 197V196H174ZM190 197V196H189ZM202 197H206V195L205 196H202ZM201 197V198H202ZM227 197V196H226ZM168 198V197H167ZM204 198H203V200H204ZM237 198V197H236ZM132 200L131 201H133V199L134 198H131ZM140 199H142V198H139L138 200H140ZM191 199V198H190ZM190 199H189V204L190 205H186L187 203H185V204H183V205H185V206H183L182 205V207L184 208H187V207H189V206H192L191 204L193 203V202H195L194 200H197L198 198H192V200H193V202H192V200L190 201ZM239 199H240V197H239ZM137 200V199H136ZM164 200V199H163ZM188 200V199H187ZM200 200V199H199ZM198 200V201H199ZM53 201V200H52ZM143 201V200H142ZM162 201V200H161ZM201 201H202V199H201ZM208 202H209V200H207ZM212 201V200H211ZM210 201V202H211ZM55 202V201H54ZM115 202V201H114ZM146 202H147V199H146ZM51 203V202H50ZM53 203V202H52ZM142 203V202H141ZM148 203V202H147ZM172 203V202H171ZM197 203V202H196ZM221 203V202H220ZM235 203H236V200H235ZM165 204L166 205H168L165 201H164V203H161V206H165ZM174 204V203H173ZM176 204V203H175ZM194 204V203H193ZM210 204V203H209ZM208 204V205H209ZM214 204H215V202H214ZM217 204V203H216ZM225 204V203H224ZM45 205V204H44ZM48 205V204H47ZM49 205H51V204H49ZM54 205H55V203H54ZM112 205V204H111ZM143 205V204H142ZM145 205V204H144ZM147 205H149V204H147ZM212 205H213V203H212ZM212 205H210V206H212ZM217 205H219V204H217ZM217 205H216V207L215 208H219L220 206H218L217 207ZM221 205V204H220ZM133 206V205H132ZM135 206H136V203H135ZM138 206V205H137ZM136 206V207H137ZM146 206V205H145ZM150 206V205H149ZM171 206V205H170ZM173 206H175V205H173ZM193 206H195V204L193 205ZM199 205L197 204V206L196 207H198ZM206 206V205H205ZM215 206V205H214ZM214 206H212L213 208H211V207H209L210 209H214ZM256 206L257 207H260V206H262V207H260V208H258V209H256ZM55 207V206H54ZM53 207V208H54ZM136 207H134V208H136ZM166 207V206H165ZM178 207H179V205H178ZM223 207V206H222ZM237 207V206H236ZM59 208L57 209V210H59ZM184 208V210L183 211H185L186 212V209ZM201 208H202V206H201ZM234 208V207H233ZM232 208V209H233ZM61 209V210H62ZM79 209V208H78ZM171 209H172V207H171ZM176 209H178V208H176ZM180 209H182L181 208V206H180ZM188 209V208H187ZM191 209V207L188 209V211ZM208 209V208H207ZM210 209H209V211H210ZM235 209H238V208H235ZM61 210H59V211H61ZM73 210V209H72ZM115 210V209H114ZM175 210V209H174ZM179 210V209H178ZM194 210V209H193ZM204 210V209H203ZM223 210L224 209H222V211H220V212H218V209H216L215 210V212L213 213L214 215H216V217L217 218H221V214H222V212H223ZM116 211V210H115ZM181 211V210H180ZM198 211V210H197ZM196 211V212H197ZM206 211V210H205ZM239 211V210H238ZM238 211H237V213H238ZM57 212V211H56ZM112 212V213H111ZM138 212V211H137ZM193 212H195V211H193ZM192 212V213H193ZM200 212V211H199ZM198 212V214H200ZM208 212V211H207ZM235 212H236V210H235ZM58 213V212H57ZM56 213V214H57ZM115 213V212H114ZM113 213V214H114ZM136 213V212H135ZM182 213V212H181ZM192 213H191V215H192ZM209 213V212H208ZM220 213V214H219ZM229 213V212H228ZM164 214H167L168 215V212L167 213H164ZM185 214H188V213H185ZM194 214V213H193ZM204 214V213H203ZM206 214L207 213H205V216H206ZM212 214V215H213ZM242 214V213H241ZM137 215H138V213H137ZM189 215H190V212H189ZM190 215V216H191ZM57 216H60V217H57ZM73 216H74V214H73ZM133 216V215H132ZM186 216L187 215H185V219H186ZM200 216V215H199ZM225 216V215H224ZM227 216H228V218L230 219V217H229V214H226V223H225V221L223 222V220H217V219H215V220H213V218H215L214 216H213V218L211 219V220H213V221H217V223H216V225L217 226H215V224L213 223V228L215 227V228H217V229H221V227L223 226V228H224V226H226L227 227V230H228V232H231L232 233V231L233 230H235L234 228V225H233V222H232V220L230 219V221L228 220V218H227ZM232 216V215H231ZM113 217V216H112ZM129 217V216H128ZM163 217V218H162ZM166 217L167 216H165V219H166ZM189 218V217H188ZM187 218V219H188ZM219 218V219H220ZM73 219V218H72ZM123 219V218H122ZM152 219V218H151ZM149 220L147 223H145V225L143 224V222L142 221H140V222H142L141 224H138V225H140L139 227H134L137 223L135 222V223H133V225L131 226L130 225V223L132 224V220L131 221H129V223L127 222H125V224L126 225H124V226H120L119 227V229H117V231L115 232V233H113V235H112V237H113V239H115V238H118V236H121L123 233H126V238H127V244L128 243H130L132 246H133V248H135V251H136V253H137V251H140V248H139V244H141L140 242H145L146 240L145 239H147V238H149V239H147L148 241H150V242H152L151 240H150V237H149V234H150V230H152L151 228L153 227V224H154V222H156L155 221V218H153L152 220ZM181 219V218H180ZM186 219V220H187ZM193 219H194V217H193ZM221 219H223V218H221ZM235 219V218H234ZM53 220V221H52ZM75 220V219H74ZM134 220V219H133ZM136 220V219H135ZM167 220V219H166ZM45 221H47V220H45ZM170 221V220H169ZM169 221H167V222H169ZM183 221V220H182ZM181 221V222H182ZM189 221V220H188ZM187 221V222H188ZM209 221V220H208ZM236 221V220H235ZM165 222V220H164V216H157V225L160 227V229L162 230V228L164 227L163 226V223ZM174 222V221H173ZM186 222V221H185ZM187 222H186V225H187ZM190 222V221H189ZM188 222V223H189ZM192 222V221H191ZM206 223H207V220L205 221ZM232 222V223H231ZM80 223V222H79ZM184 223V222H183ZM72 224V223H71ZM124 224V223H123ZM127 224H129V226L130 227H128V225ZM169 224V223H168ZM171 224V223H170ZM175 224V223H174ZM174 224H172V225H174ZM179 224V223H178ZM233 226H232V225ZM84 225V226H85ZM171 225V226H172ZM180 225V224H179ZM183 224L181 223V226H182ZM192 225H194V227H195V224H192L191 223V228H193L192 227ZM212 225V224H211ZM232 226V227H234L233 228V230L231 231V228L229 227V226ZM237 225V224H236ZM56 226H58V229H55V230H57V232L54 234V230H53V227H56ZM64 226V225H63ZM83 226V225H82ZM83 226V227H84ZM106 226V227H105ZM181 226H180V228H181ZM188 226V225H187ZM189 226H190V224H189ZM209 226V225H208ZM82 227V228H83ZM86 227V226H85ZM91 227V226H90ZM89 227V228H90ZM113 227V226H112ZM173 227V226H172ZM64 228V227H63ZM66 228V227H65ZM87 228V227H86ZM85 228V229H86ZM92 228V227H91ZM114 228V227H113ZM112 228V229H113ZM168 228V227H167ZM171 228V227H170ZM184 228V227H183ZM183 228H181V229H183ZM190 228V229H191ZM205 228V227H204ZM207 228V227H206ZM214 228V229H215ZM228 228H230V229H228ZM50 229H52L53 231H51ZM107 229V228H106ZM112 229H110V230H112ZM115 229V228H114ZM159 229V228H158ZM157 229V230H158ZM180 229V231L181 232H185V230L183 229V230H181ZM189 229V227H187V230H190ZM196 229V228H195ZM209 229V228H208ZM226 229V228H225ZM50 230V231H49ZM101 229L99 230L100 231V233L102 234V231ZM109 230V229H108ZM192 230V229H191ZM194 230V229H193ZM199 230V229H198ZM197 230V231H198ZM206 230V229H205ZM204 230V231H205ZM230 230V231H229ZM177 231V230H176ZM202 232L203 230H199V232ZM217 232H218V230H216ZM97 232V231H96ZM162 232V231H161ZM175 232V231H174ZM190 232V231H189ZM209 232V231H208ZM215 232V231H214ZM227 232V233H228ZM31 233V232H30ZM36 233V232H35ZM103 233H105V232H103ZM107 233V232H106ZM153 233V232H152ZM167 233V232H166ZM186 233V232H185ZM202 233H204V232H202ZM226 233V232H225ZM234 233V232H233ZM58 235H59V233H57ZM56 234V235H57ZM99 234V233H98ZM96 235L95 234V236L94 237H92V239H93V241H95L96 239H94V238H97L99 235ZM107 234H109V233H107ZM175 234H176V232H175ZM179 233H177V235H178ZM224 234V233H223ZM89 235V234H88ZM159 235H160V233H159ZM167 235H168V233H167ZM208 235H209V233H208ZM229 235H231V234H229ZM51 236V237H52ZM102 236H103V234H102ZM108 236V235H107ZM158 236V235H157ZM194 236H196V234H194ZM194 236H191V237H193V239H195L194 238ZM199 236H200V233H199ZM223 236V235H222ZM226 236H228V234L226 235ZM225 235H224V237H226ZM231 236H233V235H231ZM228 237V240L229 241H231V239H229V238H233V237ZM53 237H57V236H53ZM60 237V235L57 237V238H59ZM111 237V235H110V239L112 238ZM171 236H169V238H170ZM173 237V236H172ZM177 237L178 236H176V239H177ZM187 237H189V236H187ZM201 237H203V234L200 236V238ZM82 238V237H81ZM84 238V237H83ZM109 238V237H108ZM121 238V241H122V246H124L125 245V239H124V237H120ZM168 238V237H167ZM182 238V237H181ZM198 238V237H197ZM223 238V237H222ZM227 238V237H226ZM225 238V239H226ZM12 239L14 240V239H16V237H15V235H13V233H12ZM188 239H190V238H188ZM187 239V240H188ZM202 239V238H201ZM207 239H209V238H207ZM224 239V238H223ZM100 240V239H99ZM105 240V239H104ZM143 240H145V241H143ZM170 240V239H169ZM191 240V239H190ZM197 240V239H196ZM203 240V239H202ZM234 240L236 241V238H235V235H234ZM83 241V240H82ZM92 241V240H91ZM92 241V242H93ZM107 240H105V242H106ZM120 241V242H121ZM162 241H164V239H159L158 237H157V246L155 247V249H153L154 248V246L153 245H150L151 246V249H149V247H148V249L146 250V251H150L151 250V252L152 253H154V256H153V254H152V257H151V259H157L158 261V264H172V263H174V261H173V253L174 252H172L173 250V248H171V249H167V248H164L163 247V244L161 243ZM181 241V240H180ZM186 241V240H185ZM209 241V240H208ZM233 241V240H232ZM183 242H184V240H183ZM191 242V241H190ZM198 242V240L196 241V243ZM204 242V241H203ZM203 242H202V244H203ZM109 243V242H108ZM113 243H114V241H113ZM112 243V244H113ZM116 243V242H115ZM118 243H119V240H118ZM182 243V242H181ZM187 243V242H186ZM193 243V242H192ZM192 243H188L189 245H191ZM228 243H230V242H228ZM70 245H71V243H69ZM84 244H86V243H84ZM83 244V245H84ZM88 244V243H87ZM95 244H96V242H95ZM100 244V243H99ZM101 244H102V241H101ZM100 244V245H101ZM103 244H104V242H103ZM143 244H146V242L145 243H143ZM147 244H149L148 242H147ZM147 244H146V246H147ZM151 244V243H150ZM153 244V243H152ZM166 244H167V242H166ZM166 244H164V245H166ZM178 245H179V242L177 243ZM183 244V243H182ZM70 245H68V244H64V245H62V247H58V249L57 250H59V248H61V250L63 249H65V251H61V252H58L57 253V255L60 257V255H62L63 254V252L66 254L65 256L66 257H69V255L67 256V254H68V251H69V246ZM73 245V244H72ZM71 245V246H72ZM82 245V246H83ZM89 245V247H87V248H85V249H90V244H88ZM93 245V244H92ZM91 245V246H92ZM142 245V244H141ZM169 245V244H168ZM183 245H185V243L183 244ZM60 246V245H59ZM70 246V247H71ZM85 246V245H84ZM96 246V245H95ZM107 246V245H106ZM114 246V245H113ZM145 245H144V247H142L143 249H145V247H146ZM195 246V245H194ZM194 246H193V249H194ZM201 246V245H200ZM211 246H212V244H211ZM64 247V248H63ZM98 247V246H97ZM100 247H102V245L100 246ZM103 247H105V245L103 246ZM110 247V246H109ZM141 247V246H140ZM189 247V246H188ZM192 247V246H191ZM208 247H209V245H208ZM93 248V247H92ZM91 248V249H92ZM138 248H139V250H138ZM183 248V247H182ZM43 249V248H42ZM52 249V248H51ZM72 249H73V247H72ZM76 249V248H75ZM74 249V250H75ZM81 249V248H80ZM90 249V250H91ZM99 249V248H98ZM103 249H106V247L105 248H102V251H103ZM113 249V248H112ZM115 249V248H114ZM142 249V250H143ZM185 249V248H184ZM192 248H191V251L193 250ZM201 249V248H200ZM240 249H242V248H240ZM240 249H232V250H230V254H232V255H236L235 257H237L238 258V260L242 263V264H253V263H251V261H249L248 259H247V255H246V252L244 251V250H240ZM71 250V249H70ZM74 250H72L71 252L69 251V253L71 254H73L74 252ZM93 250V249H92ZM96 250V249H95ZM100 250V249H99ZM107 250V249H106ZM189 250V249H188ZM43 251H44V249H43ZM54 251H55V249H54ZM76 251L77 252H80L81 254H82V252L81 251H83V248H82V250H80V251H78L77 249H76ZM185 251V250H184ZM190 251V250H189ZM188 251V252H189ZM204 251V250H203ZM209 253H212L213 254V252L214 251H212L211 252V250H210V248H209ZM261 252H262V250H260ZM259 251V252H260ZM45 252V251H44ZM48 253H49V251H47ZM46 252V253H47ZM53 252V251H52ZM77 252H75L74 254H76ZM85 251H83V253H84ZM87 252V251H86ZM86 252L84 253V254H86ZM206 252V251H205ZM260 252V253H261ZM47 253V254H48ZM61 253V254H60ZM105 253V252H104ZM143 253H145V252H142V251H140V252H138V254H139V256H138V260H139V264H144V262H146L145 260H144V255L143 256H141ZM148 252H146V254H147ZM198 253H203L202 251L201 252H198ZM197 253V254H198ZM54 254V253H53ZM80 254V255H81ZM83 254V255H84ZM151 254L149 253L148 255H146V256H151ZM172 254V255H171ZM185 254V252L182 254V255H184ZM262 254V257H263V264H264V249H263V252L261 253ZM76 255H78V254H76ZM79 255V256H80ZM95 255V256H94ZM93 255V257H92V255H91V258H89L86 262H85V260H84V263L82 262L81 264H93V262H95L94 260H98V259H101V261L102 260H104V256H102V252H101V250L100 251H98L96 254H94ZM137 255V254H136ZM190 255V254H189ZM189 255H187L188 256V258H189ZM199 255V254H198ZM214 255V254H213ZM213 255L210 257V259L208 260V261H211L210 263H212V262H214V263H212V264H219V262H218V260L217 259H214V258H218L217 257V252H216V255L214 256V258H213ZM63 256H64V254H63ZM86 256V255H85ZM102 256V257H101ZM200 256V255H199ZM204 256V255H203ZM62 257V256H61ZM72 257H74V256H72ZM83 257V256H82ZM87 257H89V255L87 256ZM154 257V258H153ZM198 257V256H197ZM63 258H65V257H63ZM150 257H148V258H145V259H147V261H148V259H149ZM192 258V257H191ZM199 258V257H198ZM198 258H197V260H195V261H199L200 262V260H198ZM66 259V258H65ZM186 259V258H185ZM193 259V258H192ZM196 259V258H195ZM200 259V258H199ZM205 259V258H204ZM179 260H181V259H179ZM188 260V259H187ZM57 261H59L58 259H57ZM100 261V262H101ZM193 261V260H192ZM204 261V260H203ZM202 261V262H203ZM152 262V261H151ZM181 262V261H180ZM179 262V263H180ZM185 262H186V260H185ZM199 262H196L197 264L199 263ZM201 262V263H202ZM30 263V262H29ZM155 263V262H154ZM192 264H196V263H193V262H191ZM191 263H189V264H191ZM221 263V262H220ZM238 263V262H237ZM28 264V263H27ZM146 264V263H145ZM182 264V263H181ZM205 264V263H204Z\"/></svg>", "mask_w": 264, "mask_h": 264}, {"label": "crops", "instance_id": "3", "mask_svg": "<svg viewBox=\"0 0 264 264\" xmlns=\"http://www.w3.org/2000/svg\"><path fill=\"white\" fill-rule=\"evenodd\" d=\"M34 1L0 0V16L27 14ZM7 27L6 30L9 29ZM253 31L250 29L244 34L240 29L227 30L202 39L194 53L198 62L196 68L192 69L194 76L214 82L225 76L235 78L239 75L260 38L259 34L253 36ZM7 36L10 37V32L9 35L7 32ZM158 122L157 110L150 106H145L136 117L118 111L112 113L101 129L99 140L88 160L97 181H108L107 174L103 172L107 166L122 168L127 163L133 167L130 174L151 175L155 154L162 140L158 135ZM126 172L116 181H122ZM105 176L106 179H103ZM41 181V166L0 136V264H17V248L13 244L12 233L35 201ZM116 246L117 251L122 249L119 253L126 254L122 245L118 243ZM24 254L19 256L25 264L31 262L30 256L27 258ZM98 264L120 262L109 253Z\"/></svg>", "mask_w": 264, "mask_h": 264}, {"label": "built area", "instance_id": "4", "mask_svg": "<svg viewBox=\"0 0 264 264\" xmlns=\"http://www.w3.org/2000/svg\"><path fill=\"white\" fill-rule=\"evenodd\" d=\"M117 19H119V14H116ZM25 21V14L24 13H11L4 18V21L0 18V26H6L7 23H10L14 26H21ZM3 22V24H2Z\"/></svg>", "mask_w": 264, "mask_h": 264}]
</instances>
